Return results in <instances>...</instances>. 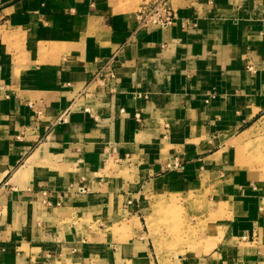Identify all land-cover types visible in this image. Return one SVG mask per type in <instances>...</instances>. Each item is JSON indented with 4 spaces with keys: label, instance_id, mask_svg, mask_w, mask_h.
I'll return each instance as SVG.
<instances>
[{
    "label": "crops",
    "instance_id": "obj_1",
    "mask_svg": "<svg viewBox=\"0 0 264 264\" xmlns=\"http://www.w3.org/2000/svg\"><path fill=\"white\" fill-rule=\"evenodd\" d=\"M171 2L0 0V264H264V0Z\"/></svg>",
    "mask_w": 264,
    "mask_h": 264
},
{
    "label": "rangeland",
    "instance_id": "obj_2",
    "mask_svg": "<svg viewBox=\"0 0 264 264\" xmlns=\"http://www.w3.org/2000/svg\"><path fill=\"white\" fill-rule=\"evenodd\" d=\"M250 143L245 144L241 151L240 162L246 165L251 179L259 185L264 186V117L259 121L257 128L251 134ZM165 218L162 223L166 224L167 235L171 238L173 245H184L185 235L191 232L190 220H195L200 215V205L192 204L189 208H169L163 211ZM151 225V224H150ZM191 241L188 239V242Z\"/></svg>",
    "mask_w": 264,
    "mask_h": 264
},
{
    "label": "built area",
    "instance_id": "obj_3",
    "mask_svg": "<svg viewBox=\"0 0 264 264\" xmlns=\"http://www.w3.org/2000/svg\"><path fill=\"white\" fill-rule=\"evenodd\" d=\"M139 29L151 26L171 27L178 19L177 11L171 0H139L136 11ZM33 108V105H31ZM63 117H60V120ZM132 202L130 201L129 204Z\"/></svg>",
    "mask_w": 264,
    "mask_h": 264
}]
</instances>
